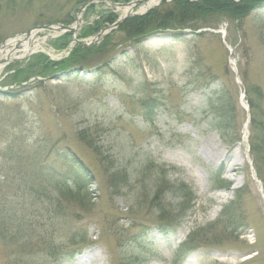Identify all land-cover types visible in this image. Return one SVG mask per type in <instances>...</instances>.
<instances>
[{"label":"rangeland","instance_id":"1","mask_svg":"<svg viewBox=\"0 0 264 264\" xmlns=\"http://www.w3.org/2000/svg\"><path fill=\"white\" fill-rule=\"evenodd\" d=\"M133 1L0 0V50L33 31L40 45L30 56L19 50L0 72L1 220L31 221L35 243L44 232L42 204L48 207L37 192L47 190L69 214L65 232L51 223L48 232L62 250L83 248L60 264H264V157L259 162L253 151V120L264 112V6L244 16L226 8L130 38L132 19L174 0L146 14L140 8L150 0L120 5ZM127 8L134 13L116 25ZM95 23L94 32L83 29ZM46 25L79 28H38ZM68 35L67 47H55ZM76 46L86 60L74 68L16 77L35 55L61 61ZM255 87L263 92L258 109ZM221 88L223 103L215 97ZM150 98L161 104L155 116L145 115ZM213 100L228 122L232 116L229 131ZM66 154L95 180L69 176ZM183 194L191 200L186 213L178 208ZM190 236L189 254L178 261ZM22 242L0 231V264H55L37 249L21 252Z\"/></svg>","mask_w":264,"mask_h":264},{"label":"trees","instance_id":"2","mask_svg":"<svg viewBox=\"0 0 264 264\" xmlns=\"http://www.w3.org/2000/svg\"><path fill=\"white\" fill-rule=\"evenodd\" d=\"M113 2H120L121 0H111ZM264 6V0H243L241 3H233L228 0H202L197 3L190 2L189 0H174L167 6H161L160 9L152 10L148 15L144 17H138L132 19L131 22L127 26V31L130 33V38H140L146 34H152L154 31L159 32L158 30H167L168 27L173 28L175 26L186 25L197 20L198 18H202L203 15H208L211 13L219 12V11H227L226 8L232 9L236 8L238 11V15H246L249 13V10L253 11L256 8ZM91 8H94L93 5ZM250 11V12H251ZM242 16V17H243ZM176 24V25H174ZM98 24H90L85 26L83 29H87V33L94 32L97 29ZM83 31V30H82ZM174 36L179 38L181 33L173 31ZM71 35L68 36H61L57 38L55 41V47L58 45L60 47H67L69 44V40ZM79 47V51L74 54L76 48ZM80 46H76L71 55L61 61H52L50 58L44 54L39 53L34 56L30 62L27 63L25 67H23L18 72L16 71L17 78H24L27 79L29 76L33 74H37L35 76H45L48 73L53 72H61L72 69L76 66L77 63L82 62L85 57L79 54L83 52V49H80ZM105 46L102 45V48H99L97 52H93L87 55V63L93 56L97 54H101L105 50ZM88 51V50H87ZM79 55V56H78ZM37 73H33V71H37ZM222 89H219L215 94V97L218 98L221 95ZM250 94L254 96L255 100H252V108L258 109L262 108L261 99L263 98L262 89L259 87H255L250 90ZM147 101H143V106L148 109L145 111V115L152 116L156 115L158 110L161 107V104L158 103L157 99L150 98ZM215 100V99H214ZM214 100L211 102V108L215 115H218L221 121V128L229 131L231 129V122L232 116H230V122H228V116L225 117L224 112L220 109ZM216 101V100H215ZM218 101L223 103L222 96L218 98ZM260 113V112H259ZM227 123V124H226ZM253 123H257L258 132L253 136V151L256 153L257 157L259 158V162L261 158L264 157V112L258 114ZM66 158L64 159V166L67 168V173L69 176L73 177L77 182L83 183L86 185L87 183H92L95 179L92 172L87 168L85 163L77 158V160L72 161L69 155H65ZM68 156V158H67ZM63 180L68 179L66 176H60ZM178 191V189H177ZM40 199H47L48 207L43 203L42 204V211L45 212L43 215V223L40 224V227H43L44 232L40 235L39 240L35 243H32V238L35 231L34 224L31 221H24V220H16L15 222H5L1 220L3 216H0V231L4 234H8L12 239L22 238L23 242L20 245H23L21 248V252H31L37 249L35 252H38L43 257H50L51 260L54 261L55 264H60L61 262H68L72 261L73 257L79 251H82L83 248H77L72 252H68L67 250H62L61 247L58 246L60 240H57L56 237L53 235L55 232H48V224H50L51 228L60 227L57 231H64L68 226L69 220H67V211L65 207L62 205V201L50 194L47 190H42L37 192ZM186 193V192H185ZM187 194H183L182 203L178 206L183 212H187L191 208V200L186 198ZM37 202H39V198H35ZM3 212L1 211V215ZM14 217L13 215L11 216ZM39 224V222H37ZM53 233V234H52ZM70 241H74L73 238H70ZM192 242V236L189 239L179 246V249L176 253V259L178 261H182L188 253V247ZM191 251V249L189 250ZM49 259V258H48ZM46 260V259H45Z\"/></svg>","mask_w":264,"mask_h":264},{"label":"bare ground","instance_id":"3","mask_svg":"<svg viewBox=\"0 0 264 264\" xmlns=\"http://www.w3.org/2000/svg\"><path fill=\"white\" fill-rule=\"evenodd\" d=\"M161 0H150V2L148 4H146L145 6H142L140 8V10L143 12L145 11L147 8H149L150 6L158 3ZM131 14L134 13V10L132 8H127L126 11H124V15L126 14ZM33 38H35V33L30 34V36L28 38H26L25 40L23 39H14L9 40L8 43H6L4 45V47L0 50V72L3 69V67L5 66V63L7 64V62L14 58L15 56H17L19 52V50H21V55H26L31 53L32 51H35L36 47L40 46L38 43L34 42ZM21 44V48L16 49L17 44ZM245 141L247 138V134H248V127H245ZM219 160H221V156L218 158ZM183 235L181 234L178 238V241H180L182 239ZM253 255H248L247 258H251ZM188 264H192V262H188Z\"/></svg>","mask_w":264,"mask_h":264},{"label":"water","instance_id":"4","mask_svg":"<svg viewBox=\"0 0 264 264\" xmlns=\"http://www.w3.org/2000/svg\"><path fill=\"white\" fill-rule=\"evenodd\" d=\"M145 0H134L133 2H131V3H129V4H124V5H122V4H120L121 6H125V5H131V7H134V6H136V5H138V4H140V3H142V2H144ZM91 3H93V1H90V2H88L87 3V6L88 5H90ZM114 5H117V3H113ZM153 7V6H152ZM152 7H150L149 9H151ZM148 9V10H149ZM148 10H146L145 12H142L141 14H146L147 13V11ZM132 14H127L125 17H123V18H120L121 20H119V21H117L116 22V25H118V24H120L127 16H131ZM115 25V26H116ZM38 28H40L41 30H45V31H47V30H51V31H72V32H76L77 30H78V28H79V26H76L75 28H71V27H67V26H64V25H57V27H55V26H52V25H46V26H39ZM33 32H37V31H33ZM33 32H31V33H33ZM20 46V43L19 44H17V48ZM14 59H17V58H14ZM232 65H233V69L236 71V66H235V64L234 63H231ZM237 72V71H236Z\"/></svg>","mask_w":264,"mask_h":264}]
</instances>
